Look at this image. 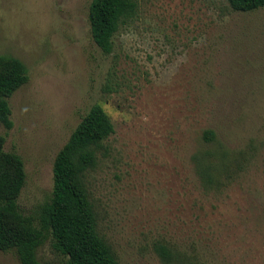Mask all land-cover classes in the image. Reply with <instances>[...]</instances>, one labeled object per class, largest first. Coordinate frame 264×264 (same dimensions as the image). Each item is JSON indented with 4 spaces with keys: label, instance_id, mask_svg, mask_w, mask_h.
<instances>
[{
    "label": "rangeland",
    "instance_id": "1",
    "mask_svg": "<svg viewBox=\"0 0 264 264\" xmlns=\"http://www.w3.org/2000/svg\"><path fill=\"white\" fill-rule=\"evenodd\" d=\"M91 1L0 0V55L28 77L0 122L24 164L19 210L38 216L56 153L99 105L114 131L82 179L120 264H264V7L135 0L105 53ZM36 254L63 261L50 235ZM0 264H20L16 251Z\"/></svg>",
    "mask_w": 264,
    "mask_h": 264
},
{
    "label": "trees",
    "instance_id": "2",
    "mask_svg": "<svg viewBox=\"0 0 264 264\" xmlns=\"http://www.w3.org/2000/svg\"><path fill=\"white\" fill-rule=\"evenodd\" d=\"M234 10L264 7V0H227ZM135 0H92L89 25L94 43L105 53L112 48V36L121 22L134 16ZM24 65L11 56L0 55V122L12 126L8 97L27 81ZM109 116L93 105L81 118L53 161L51 197L33 218L22 213L17 198L25 183L24 164L0 143V250L14 249L20 264H43L37 247L50 235L52 247L63 256L61 264H120L108 243L98 234L96 215L86 191L83 174L96 164V151L113 133ZM212 140L211 130L203 133ZM163 256L168 257L164 246Z\"/></svg>",
    "mask_w": 264,
    "mask_h": 264
}]
</instances>
